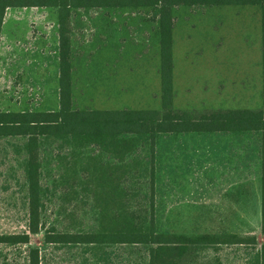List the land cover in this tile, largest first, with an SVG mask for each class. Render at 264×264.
Returning a JSON list of instances; mask_svg holds the SVG:
<instances>
[{
	"label": "rangeland",
	"instance_id": "obj_1",
	"mask_svg": "<svg viewBox=\"0 0 264 264\" xmlns=\"http://www.w3.org/2000/svg\"><path fill=\"white\" fill-rule=\"evenodd\" d=\"M175 14L174 106L200 111L203 106L199 101L206 97L213 109L258 108L262 79L260 6L180 7ZM11 19L28 21L24 38L8 36L6 28ZM70 23L72 52L78 62H83L72 79L75 107H160L159 35L151 11L128 7L76 9L71 12ZM116 31H120L118 44L111 48L110 42L117 41L110 40ZM57 34L55 7L6 9L0 33V110L58 107L51 89L46 92L33 84L35 89L30 90L24 86L22 72L7 73L21 52L36 50L51 56ZM11 77L14 80L7 85ZM197 80L207 83L208 89V81L214 85L237 83L231 90L220 88L217 95L204 89L202 96ZM249 83L251 89L239 87ZM17 143L13 137L0 138V233L4 234L26 230L22 154ZM40 150L43 230L31 236L30 244L39 247L42 264H145L141 246L85 250L83 246L44 243L43 231L51 226L71 231L117 227V219L103 218L102 214L104 209H111L110 213L119 209L108 191L115 185L119 169H114L118 161L108 149L90 145L81 149L49 139ZM132 159V166L140 168L132 172L141 173L133 179L141 191L135 200L148 206L152 195L160 230L188 236H255L258 244L264 242L260 133L233 137L161 134L153 152L149 141L140 138ZM82 163L88 169L83 171ZM257 248L250 244H192L177 264H255ZM25 250V246L0 244V264H26Z\"/></svg>",
	"mask_w": 264,
	"mask_h": 264
},
{
	"label": "trees",
	"instance_id": "obj_2",
	"mask_svg": "<svg viewBox=\"0 0 264 264\" xmlns=\"http://www.w3.org/2000/svg\"><path fill=\"white\" fill-rule=\"evenodd\" d=\"M221 5H258L261 11L262 89L258 108H227L187 110L174 106L173 47L176 10L180 7H212ZM55 7L58 10V107L54 110H0V138L13 137L22 154L23 186L27 208L26 230L0 233V244L25 246L26 264H42L38 246L30 244L31 236L42 229L44 206L41 183L40 148L49 139L85 148L95 146L117 150L122 157L119 176L108 190L111 201L119 203L117 211L104 209L103 218L117 219V227L100 231L57 230L51 226L43 231V241L54 246H83L93 250L102 246L121 245L144 249L145 264H177L192 244L256 245L255 264H264V242L255 236H188L160 230L154 214L152 195L148 206L135 200L140 189L133 179L139 170L131 161L140 138L149 141L151 151L164 133L233 131L255 132L262 135L264 153V0H0V33L7 8ZM137 8L151 11L159 35L160 107L122 109L78 108L72 96L71 12L76 9ZM153 157V154H152ZM263 159V158H262ZM149 168V167H148ZM87 165L82 170H86ZM114 172V171H113ZM112 172V173H113ZM130 182H129V181ZM154 166H150V186L153 192ZM109 193V194H110ZM106 202H109L106 200ZM113 202V203H114ZM261 232L264 234V166L261 172Z\"/></svg>",
	"mask_w": 264,
	"mask_h": 264
},
{
	"label": "crops",
	"instance_id": "obj_3",
	"mask_svg": "<svg viewBox=\"0 0 264 264\" xmlns=\"http://www.w3.org/2000/svg\"><path fill=\"white\" fill-rule=\"evenodd\" d=\"M26 20L24 19H11L9 25V28H6V31L9 32L8 36H10V38H24L25 33H26V25H27ZM6 24V23H5ZM57 33V31H56ZM120 33V31H119ZM118 31L115 32V34L111 37V41L113 40H117L114 44V42H110L109 46L111 48H114L115 46L117 47L118 44V38H119V34ZM48 41V40H45ZM44 41V43H45ZM44 43L41 44L44 46ZM56 46H55V50L54 52L51 54V56L48 55H44L42 56V52L41 51H36V50H30L27 52H21L19 53L16 57H14V60L12 62V64L10 65L7 73L9 74H14L16 72H22L23 78H24V86H26V88L29 87H34L38 86V88H40L41 90H44L46 92H48V89H51V94L55 95V99L56 101L58 100V77H59V68H58V34H57V39H56ZM214 45V44H213ZM212 45V46H213ZM42 48V46H41ZM41 52V54H40ZM198 53V52H196ZM40 55V56H39ZM82 58V57H81ZM83 62H78L77 60V56L72 55V67H73V74H76V71L82 67ZM108 64L106 63V66ZM177 67V66H176ZM175 61L173 58V73L175 71ZM72 79H73V75H72ZM14 79L11 77L10 81L7 83V85L12 84L11 81H13ZM261 81V87L259 88V90L262 89V79H260ZM51 83V85L49 86L48 84ZM208 83H210V89L211 92L213 94H218L217 92L220 90V88L228 90V89H232L235 88V84L237 83V81L233 82V85L231 84H217L214 85V83H211L208 81ZM35 86H34V85ZM176 84L174 82V74H173V90H174V97L173 100L175 98V91H176ZM197 84V89L201 91L202 96H205V91L204 89L210 90L208 89V87H206L207 83H201L200 80L196 81ZM202 84L201 87H198ZM239 85V84H238ZM251 83L249 84H244L243 86H239L242 89H251ZM45 92V94L47 95V93ZM72 94H73V81H72ZM260 95V94H259ZM203 100L200 99L199 103L200 105L203 106V110L204 109H213V103L209 102L207 100L206 97H202ZM260 98V97H259ZM107 102L108 105L109 104V100H105ZM205 102V103H203ZM209 103V104H208ZM204 104L206 106H204ZM211 106V107H210ZM205 107V108H204ZM112 108V107H111ZM111 108H107V106L100 108V109H111ZM123 106L121 108H112V109H122ZM230 108H251L249 107H230ZM56 108H49L48 110H54ZM224 109V108H221ZM227 109V108H226ZM187 133H195L198 135H205V134H218V135H230L231 137L236 136V135H244V134H249V133H253V132H233V131H207V132H170V133H164V134H170V135H178V134H187ZM110 153H112V155L115 157L116 162L118 161V165L115 164L114 169H121L122 165V157L120 158L117 154V150L115 152H112L111 150H109ZM87 165V164H86ZM118 172V171H117ZM115 173V171L113 172ZM118 175V174H117ZM115 181V180H113ZM117 182V181H116ZM115 182V184H116ZM114 185V184H112Z\"/></svg>",
	"mask_w": 264,
	"mask_h": 264
},
{
	"label": "built area",
	"instance_id": "obj_4",
	"mask_svg": "<svg viewBox=\"0 0 264 264\" xmlns=\"http://www.w3.org/2000/svg\"><path fill=\"white\" fill-rule=\"evenodd\" d=\"M27 88H29L30 90H32V89H33V87H29V86H28Z\"/></svg>",
	"mask_w": 264,
	"mask_h": 264
}]
</instances>
